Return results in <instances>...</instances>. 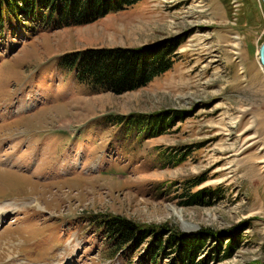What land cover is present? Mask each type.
Here are the masks:
<instances>
[{
  "label": "rangeland",
  "instance_id": "obj_1",
  "mask_svg": "<svg viewBox=\"0 0 264 264\" xmlns=\"http://www.w3.org/2000/svg\"><path fill=\"white\" fill-rule=\"evenodd\" d=\"M263 44V0H143L0 34V264H129L106 257L107 216L202 241L205 264H264ZM166 48L173 68L123 95L59 68L67 54ZM117 117L141 135L166 126L136 140Z\"/></svg>",
  "mask_w": 264,
  "mask_h": 264
},
{
  "label": "trees",
  "instance_id": "obj_2",
  "mask_svg": "<svg viewBox=\"0 0 264 264\" xmlns=\"http://www.w3.org/2000/svg\"><path fill=\"white\" fill-rule=\"evenodd\" d=\"M141 1L143 0H0V34L6 29L13 32L16 27L24 28L26 34L31 35L82 27L111 13L125 11ZM146 52L87 51L67 54L59 60V68L74 73L76 83L93 93L123 95L147 87L153 79L173 68L171 49ZM116 119L115 124H126L130 136L136 140L147 135L156 136L166 126L158 120L150 122L141 135L140 121L122 117ZM192 198L199 201L201 196ZM95 221L108 239L110 252L106 257L110 259L123 254L122 257L129 264H134L133 259L144 248L143 256H137L140 258L137 264H205L201 256L204 243L194 241L195 238L190 242L191 239L177 240L175 235L164 241L159 238L157 230L138 229L136 225L124 220L107 216Z\"/></svg>",
  "mask_w": 264,
  "mask_h": 264
},
{
  "label": "water",
  "instance_id": "obj_3",
  "mask_svg": "<svg viewBox=\"0 0 264 264\" xmlns=\"http://www.w3.org/2000/svg\"><path fill=\"white\" fill-rule=\"evenodd\" d=\"M259 63L261 67L264 69V44L261 46L259 51Z\"/></svg>",
  "mask_w": 264,
  "mask_h": 264
},
{
  "label": "bare ground",
  "instance_id": "obj_4",
  "mask_svg": "<svg viewBox=\"0 0 264 264\" xmlns=\"http://www.w3.org/2000/svg\"><path fill=\"white\" fill-rule=\"evenodd\" d=\"M261 66V65H260ZM7 217V215L2 211L0 212V220H4ZM181 217V216H180Z\"/></svg>",
  "mask_w": 264,
  "mask_h": 264
}]
</instances>
